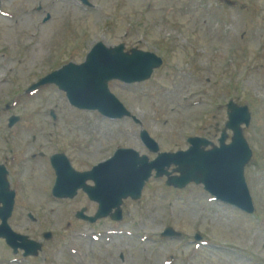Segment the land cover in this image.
<instances>
[{"label": "rangeland", "instance_id": "1", "mask_svg": "<svg viewBox=\"0 0 264 264\" xmlns=\"http://www.w3.org/2000/svg\"><path fill=\"white\" fill-rule=\"evenodd\" d=\"M87 1L91 7L80 0H4L1 5L18 15L15 22L0 16V164L8 166L17 193L9 225L42 245L36 257L21 264H264V0H236L254 5L239 25L234 9L217 0ZM99 41L123 43L163 60L143 83L109 84L139 125L131 117L110 121L76 110L54 86L24 94L61 65L81 63ZM229 100L246 105L251 116L243 136L253 152L245 168L252 215L207 203L201 186L176 190L166 187L164 178H153L140 200L123 201L121 223L89 224L75 215L83 209L92 216L95 205L80 193L51 201L55 176L48 158L41 164L40 157L30 160L33 153H62L86 170L119 147L152 160L139 140L142 131L161 152L185 150L193 136L215 142ZM11 115L21 121L9 130ZM165 227L182 237L164 241ZM197 231L207 247L181 243L195 241ZM45 233L51 240L43 239ZM93 233L102 235L100 241L91 240ZM15 256L0 240V264H19L11 262Z\"/></svg>", "mask_w": 264, "mask_h": 264}, {"label": "water", "instance_id": "2", "mask_svg": "<svg viewBox=\"0 0 264 264\" xmlns=\"http://www.w3.org/2000/svg\"><path fill=\"white\" fill-rule=\"evenodd\" d=\"M122 48V46L106 48L102 43H97L87 54L83 64L65 66L42 79L31 89H35L40 84L52 83L64 91L69 102L77 108L98 110L112 119L129 115L118 100L109 93L107 82L113 79L125 83L142 81L149 77L152 69L158 64H154L153 55L133 53V51L128 55L122 52ZM190 142L192 147L187 152L160 155L150 165L146 164L144 157L139 158L137 153L131 150L118 151L106 164L77 178L78 183L74 188L80 187V184L85 179H90L93 174V179L101 187V195L105 196L99 201L100 210L96 217L104 216L111 209L116 208L113 217L118 219L121 199L128 195L137 198L152 168L156 169L157 176L160 177L165 174L164 167L174 165L177 166L175 171L180 176L168 179V185L181 188L189 182L202 183L205 189L217 198L251 212V203L242 179V169L249 159V152L244 142L241 139L234 141L233 155L231 154L233 150H230L231 153L228 150L221 153L220 150L214 149L205 153L201 149V146L205 145L204 142L197 139ZM4 175L5 172L0 167V203L2 204L0 219L2 227L7 229L5 221L12 209L13 193L8 190ZM56 175L57 187L63 177L57 171ZM69 176L75 178L73 175L69 174ZM65 179L72 182V179ZM13 235L9 231L1 237L5 238L8 244H12ZM17 238L25 240V238ZM22 247L27 246L22 245ZM35 250L32 252L33 255Z\"/></svg>", "mask_w": 264, "mask_h": 264}, {"label": "flooded vegetation", "instance_id": "3", "mask_svg": "<svg viewBox=\"0 0 264 264\" xmlns=\"http://www.w3.org/2000/svg\"><path fill=\"white\" fill-rule=\"evenodd\" d=\"M218 1H221V2H223L224 4H226V5H228V6H231V7H236V4H234V3H230L229 1L227 2L226 0H218ZM242 8H244V7H242ZM241 12H245V11H243V10H240V8H236L235 10H234V13H233V16H234V18H235V20H236V23L239 25V14L241 13ZM8 121V120H7ZM222 132V129L219 131V135H220V133ZM31 141L32 142H34L35 141V138L34 137H32L31 138ZM43 155V154H42ZM44 156V155H43ZM48 160H49V157H48ZM10 178V177H9Z\"/></svg>", "mask_w": 264, "mask_h": 264}]
</instances>
